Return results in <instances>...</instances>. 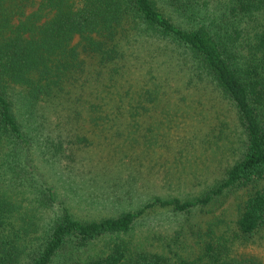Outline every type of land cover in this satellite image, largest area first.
<instances>
[{"label": "trees", "instance_id": "16d2710c", "mask_svg": "<svg viewBox=\"0 0 264 264\" xmlns=\"http://www.w3.org/2000/svg\"><path fill=\"white\" fill-rule=\"evenodd\" d=\"M36 6V0H0V160L6 145L23 146L32 139L17 116L18 101L34 110L51 108L52 114L31 119L30 126L44 141L51 134L59 140L55 161L63 170L75 167L69 164L80 159L77 153L91 149L88 133L96 128L107 127L119 137L124 129L139 131L143 122L154 120L155 112L174 101L164 66L177 59V67L191 72L190 82L206 80L236 110L245 139L236 162L197 198L155 196L135 209L87 220L63 203L61 212L48 220L40 246L22 264H52L69 244L82 247L107 235L128 233L151 210L187 213L235 189L250 188L236 221L238 231L251 236L264 228V77L256 67L243 68L208 24L184 29L154 0H42ZM133 163L126 157L119 169H137ZM49 196L56 202L52 190ZM4 234L1 223L0 264H10L17 256L7 251ZM207 249L213 264H221L213 256V245ZM74 264L170 263L153 253L128 257L126 247L117 245L106 255Z\"/></svg>", "mask_w": 264, "mask_h": 264}, {"label": "rangeland", "instance_id": "374dc122", "mask_svg": "<svg viewBox=\"0 0 264 264\" xmlns=\"http://www.w3.org/2000/svg\"><path fill=\"white\" fill-rule=\"evenodd\" d=\"M36 1L38 7L42 0ZM154 2L184 29L208 24L243 68L256 67L264 77V1ZM177 63L178 59L164 66L175 91L174 101L163 110L158 108L154 120L143 122L139 131L124 129L121 137L107 127L89 132L91 149L76 154L80 159L69 164L75 166L72 169L63 170L55 161L59 144L55 135L44 141L30 126L31 119L52 114L51 108L34 110L17 102V116L32 139L23 146L6 145L7 153L0 160L2 239L7 251L17 256L10 264H22L40 246L48 220L61 212L65 202L76 216L87 220L118 215L155 196L194 199L236 162L245 139L236 110L206 80L190 82L191 72ZM126 157L137 169H119ZM99 165L110 171H99ZM50 190L56 202L50 201ZM249 191L229 190L209 206L187 213L156 208L138 219L128 233L107 235L82 247L69 244L52 264L88 262L117 245L126 247L128 257L146 252L170 264L180 260L213 264L209 243L221 264H264V228L245 236L236 224Z\"/></svg>", "mask_w": 264, "mask_h": 264}]
</instances>
